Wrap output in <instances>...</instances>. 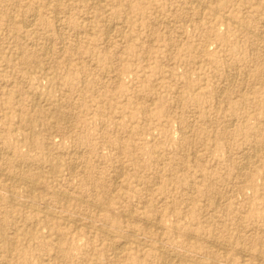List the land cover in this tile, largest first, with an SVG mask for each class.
I'll use <instances>...</instances> for the list:
<instances>
[{
	"label": "rangeland",
	"instance_id": "rangeland-1",
	"mask_svg": "<svg viewBox=\"0 0 264 264\" xmlns=\"http://www.w3.org/2000/svg\"><path fill=\"white\" fill-rule=\"evenodd\" d=\"M0 217V264H264V0H0Z\"/></svg>",
	"mask_w": 264,
	"mask_h": 264
},
{
	"label": "bare ground",
	"instance_id": "bare-ground-1",
	"mask_svg": "<svg viewBox=\"0 0 264 264\" xmlns=\"http://www.w3.org/2000/svg\"><path fill=\"white\" fill-rule=\"evenodd\" d=\"M98 2V1H97ZM38 8V7H37ZM39 8H40V6H39ZM98 14V13H97ZM57 16V15H56ZM88 17V16H87ZM61 18V17H60ZM50 20V19H49ZM25 21V20H24ZM234 21V20H233ZM58 22V21H57ZM108 22V21H107ZM25 26V25H24ZM110 26V25H109ZM170 26V25H169ZM28 27H29V25H28ZM59 28V27H58ZM108 29V28H107ZM112 30V29H111ZM109 32H110V30H109ZM263 32V31H262ZM51 34V33H50ZM79 35V34H78ZM107 35H108V33H107ZM63 38V37H62ZM107 38V37H106ZM78 39V38H77ZM52 43V42H51ZM48 49V48H47ZM45 53V52H44ZM113 67V66H112ZM229 71V70H228ZM234 72V71H233ZM230 76V75H229ZM233 76V75H232ZM232 78V77H231ZM235 78V77H234ZM237 119V118H236ZM235 122V121H234ZM257 149V148H256ZM83 153V152H82ZM252 155H253V153H252ZM256 162V161H255ZM123 164V163H122ZM245 164V163H244ZM91 167V166H90ZM74 168V167H73ZM72 168V169H73ZM77 168V167H76ZM75 169V168H74ZM71 171V170H70ZM122 171V170H121ZM86 174V173H85ZM122 174V173H121ZM118 175V174H117ZM11 176H13V175H11ZM160 176V175H159ZM16 177V176H15ZM20 177V176H19ZM117 177H119V176H117ZM116 177V178H117ZM14 178V177H13ZM18 182H19V180H18ZM93 183V182H92ZM141 183V182H140ZM30 187V186H29ZM34 192V191H33ZM32 193V192H31ZM63 193V192H62ZM154 193V192H153ZM64 194V193H63ZM60 196H61V193H60ZM67 196V195H66ZM64 197V196H63ZM61 198V197H60ZM77 198H79V197H77ZM63 199H65V198H63ZM80 201H81V199H80ZM224 205V204H223ZM103 206V205H102ZM101 211V210H100ZM127 211V210H126ZM124 212V211H123ZM134 212V211H133ZM130 214L132 215V213L130 212ZM159 216V215H158ZM1 218V217H0ZM135 218V217H134ZM146 220H147V218H146ZM150 220V219H149ZM154 221V220H153ZM153 223V222H152ZM149 225V224H148ZM259 229V228H258ZM156 230H158V229H156ZM260 232V231H259ZM162 234H163V232H162ZM215 240V239H214ZM213 240V241H214ZM226 244V243H225ZM122 245V244H121ZM120 245V246H121ZM114 246H117V245H114ZM159 249V248H158ZM236 250V249H235ZM248 251V250H247ZM122 251L120 250V249H118V250H116L115 249V251H114V254H119V253H121ZM244 252V251H243ZM246 253V252H245ZM175 254H177V253H175ZM226 254H227V252H226ZM168 255V254H167ZM174 255V254H173ZM119 256V255H118ZM179 256V255H178ZM182 256V255H181ZM252 256V255H251ZM171 256H169L168 258H170ZM176 257V256H175ZM261 257V256H260ZM173 258V256L171 257V259ZM183 259H184V257H183ZM214 259V258H213ZM174 260V259H173ZM179 260V259H178ZM205 264V263H204Z\"/></svg>",
	"mask_w": 264,
	"mask_h": 264
}]
</instances>
